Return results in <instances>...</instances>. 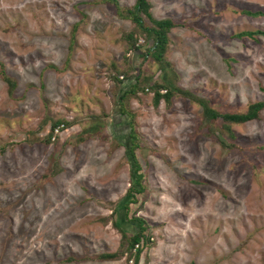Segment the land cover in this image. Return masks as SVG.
Listing matches in <instances>:
<instances>
[{"label":"rangeland","instance_id":"374dc122","mask_svg":"<svg viewBox=\"0 0 264 264\" xmlns=\"http://www.w3.org/2000/svg\"><path fill=\"white\" fill-rule=\"evenodd\" d=\"M149 1L177 24L169 64L144 37L128 52L134 23L111 2L0 0V62L17 82L11 94L0 76V264H134L114 223L130 237L138 218L139 264H264V109L210 122L178 90L224 113L264 101V0ZM115 76L145 90L122 106ZM155 82L170 103L155 105Z\"/></svg>","mask_w":264,"mask_h":264},{"label":"trees","instance_id":"16d2710c","mask_svg":"<svg viewBox=\"0 0 264 264\" xmlns=\"http://www.w3.org/2000/svg\"><path fill=\"white\" fill-rule=\"evenodd\" d=\"M106 2H111L116 6V12L117 15L126 20H130L134 23V28L127 32L125 34L126 38L129 41V47L128 52L131 53L135 50L140 49V44L138 43L140 37H144L146 41L152 40V44L145 48V55H151L156 60L162 62L163 64H169L168 61L165 58V52L168 47V42L170 41L169 33L170 31L177 26L176 22L171 18H162L157 19L155 18L151 13L152 3L149 0H136L135 3L132 6H121L117 0H105ZM247 14L250 15H258L260 12H251L246 11ZM149 19L150 24L147 23L146 19ZM85 19V15H83V18ZM81 19V21H82ZM81 22H77L71 33V43H70V50H72L73 47V41L76 35V31L80 27ZM254 33L251 31H245L240 33V36L243 35H253ZM0 76L9 84V91L11 94H13V91L16 87V80L7 75L5 71L4 64L0 62ZM115 83L118 89V97L117 102L123 106L124 98H126L129 94H137V92L144 91L145 88L141 86V77L136 76V82L132 84V87L130 90L121 92V86L124 82V79H119L117 76L114 77ZM152 88L154 89V103L155 105H158L162 99L166 100L168 103L171 102L170 99L174 96V92L167 90L166 93H162L160 90L161 88H164V85L161 83L155 82L152 85ZM179 92H181L183 95L190 97L191 100L197 102L203 107L204 111V118L207 121H216V120H222L224 123L226 122H236V123H245L254 119H257L260 117L261 111L264 109V101H257L254 103H251L248 106V109L246 112H220V110H217L213 108L209 101L203 97L197 96L193 94L192 92L185 90V89H178ZM123 112L124 107H122ZM59 121H55L54 125L56 126ZM227 125V124H225ZM54 126V127H55ZM54 134V129L52 128L51 132L48 134L46 138V142H50L51 137ZM133 138V137H132ZM3 150V149H1ZM59 170L55 171L54 174L58 173ZM137 181V180H136ZM137 192H141L136 186L132 187ZM130 190V194L133 193V190ZM128 212V211H127ZM126 212V213H127ZM140 223L141 230L137 231L130 237H127V232L124 228H122L117 222H115V226L120 229V231L123 233V238H127L128 244L126 247L125 252L129 255H134L135 262L134 264H139V256L143 250L144 244L146 242H150V238L146 240V235L144 234V227L142 226L143 220L138 218L137 219ZM136 244L138 245L136 247ZM136 247V248H135ZM135 249V252H134ZM104 258H115L117 256V253H110V254H104Z\"/></svg>","mask_w":264,"mask_h":264},{"label":"built area","instance_id":"2783aa9c","mask_svg":"<svg viewBox=\"0 0 264 264\" xmlns=\"http://www.w3.org/2000/svg\"><path fill=\"white\" fill-rule=\"evenodd\" d=\"M138 246V245H137Z\"/></svg>","mask_w":264,"mask_h":264}]
</instances>
